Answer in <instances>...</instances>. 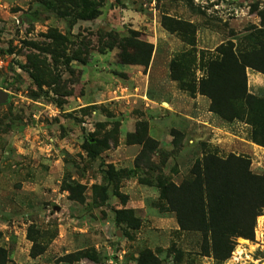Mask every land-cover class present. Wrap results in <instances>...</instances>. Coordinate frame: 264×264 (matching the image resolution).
<instances>
[{"label": "rangeland", "instance_id": "374dc122", "mask_svg": "<svg viewBox=\"0 0 264 264\" xmlns=\"http://www.w3.org/2000/svg\"><path fill=\"white\" fill-rule=\"evenodd\" d=\"M99 9L101 12L95 19L73 21L71 17L63 18L46 11L34 0L0 1V55L5 57L7 64L0 71V88L9 93L8 101L0 104V247L6 251L5 264L135 262L139 251L147 248V243L142 240L134 246L138 233H145V229L141 230L143 220L149 216L160 217L164 211L159 209L155 199L147 200L145 208H133L141 219L138 228L115 223L114 211L129 207L128 200L138 196L135 189L130 188L132 174L141 171L137 183L143 186L147 185L141 181L145 173L152 176L149 181L157 175L135 166L116 169L112 162H107L120 142L122 116L133 115L138 118L134 123L144 121L148 128L151 124L149 134L152 137L165 132L173 139L172 129L183 133L180 139L177 138L179 144L174 145L171 140L170 146H165L159 142L154 154L158 166L162 159H167L163 173L172 179V174L179 171L178 166L181 167L182 172L173 179L179 183L188 174L196 150L201 149L202 144L205 149H208L206 145L212 147L209 143L212 130L183 115V111L206 108L209 99L179 89L177 82L169 77V62L174 55L193 47L195 77H201L204 71L202 62L216 54L215 48L220 43L229 39L239 47L241 38L253 26H260L258 13L264 9V0H100ZM163 16L191 23L194 33L188 38L193 39L192 42H184L177 32L163 26ZM50 29L66 35V40L58 42L63 44L58 54L77 52L75 54L87 59V63L81 65L73 60L69 64L72 65L67 66L54 62L50 54L43 51L50 41L47 38ZM130 30L138 31L142 39L153 44L154 70L143 90L156 98L155 107L152 103L145 106L135 95L125 103L121 99L126 97V92L124 95L114 93L120 82L129 87L132 82L127 80L129 74L119 62L118 49H101L104 42L109 41L101 34L110 32L121 38L129 35ZM29 58L44 60L43 66L41 62L39 65L49 70L50 76L44 78L50 87L47 83L38 87L39 76H30V72L21 67L26 66L35 72ZM139 69L145 72L148 68ZM54 88L59 94H55ZM71 91L72 94L64 100L60 96ZM142 91L138 88L132 92ZM168 97L173 100L175 110L157 111L158 108H167L160 101ZM157 112L162 114L155 119ZM115 121L119 124L116 143H109L108 149L95 158L90 157L83 148L86 137L90 133L102 137ZM47 136L57 141L52 140L51 145L42 147L49 141ZM34 138L36 142L29 146L30 153L19 151L27 149L23 142L28 143ZM190 139L194 140L193 143L189 142ZM228 148L227 144L222 146L220 154L224 155ZM244 155L250 159L251 170L264 176V154L258 157ZM108 165L122 171L121 177L108 184L105 200L93 198L91 186L105 183L103 171ZM166 169L170 171L166 173ZM71 181L85 186L83 201L69 198L68 190L63 187ZM255 229L253 240L232 238L235 243L232 252H243L242 259L235 262L229 257L221 264L264 262V209L256 218ZM28 232L45 247L34 257L30 255L32 242L27 238ZM153 232L158 237L171 239L167 248L157 247L162 264L176 261L177 264H215L214 260L210 262L199 254L200 233L188 232L189 236L186 233V237L180 240L168 227L166 230L153 227ZM177 250L182 251V257L177 258ZM83 251L90 256L76 255Z\"/></svg>", "mask_w": 264, "mask_h": 264}, {"label": "trees", "instance_id": "16d2710c", "mask_svg": "<svg viewBox=\"0 0 264 264\" xmlns=\"http://www.w3.org/2000/svg\"><path fill=\"white\" fill-rule=\"evenodd\" d=\"M46 11L53 12L59 17H71L75 20H92L100 14V0H34ZM260 26H253L239 42V47L232 40L220 43L216 54L202 62L204 68L201 77L196 78L194 72L195 51L191 47L173 56L168 70L171 80L177 82L179 89L186 90L192 96L200 94L209 99V111L217 114L225 121L238 120L251 126L252 142L264 147V96L255 95L248 90L247 68L264 74V9L259 13ZM162 24L171 32L175 31L184 42H192L194 27L191 23L169 16L162 17ZM48 36V37H47ZM46 37L50 40L46 50L54 62L67 66L73 60L81 65L87 59L78 54H58L63 49L66 35L57 31H49ZM101 37L109 39L104 42L102 50L117 48L119 62L124 65H141L145 69L149 66L153 44L140 37L138 31H129V35L118 38L114 33H102ZM51 38V39H50ZM193 38V37H192ZM44 48V47H43ZM34 58V57H33ZM29 58L35 69L33 73L28 67L30 76L38 78V87L49 86L44 78L50 76L46 68L39 62L44 60ZM65 65V66H66ZM72 65V64H71ZM69 65V66H71ZM27 68V69H26ZM75 72V71H74ZM50 87V86H49ZM51 91V90H50ZM55 94L58 89L54 88ZM47 92V91H45ZM49 92V91H48ZM47 92V93H48ZM71 92L63 95V100ZM62 103V102H61ZM60 104V103H59ZM62 105V104H60ZM118 122L106 131L102 137L90 133L86 137L83 148L90 157H97L109 148V143H116ZM172 143L179 144L178 139L183 133L177 129L171 130ZM178 138V139H177ZM126 144H140L141 149L134 159L135 168H143L157 175L149 181L145 173L141 181L147 185H154L158 189L157 205L160 210L174 214L180 231L200 233L199 254L210 256L215 264H221L229 259L234 248L232 238H254L257 216L264 209V176L250 168V159L232 152L221 155L217 148L205 149L202 144L201 155L196 157L188 174L179 182L163 173L167 159L160 161V166L154 161V154L159 148V141L149 134L146 122L137 121L134 131L125 135ZM104 184L91 186L93 198L106 199L108 184L121 177V172L108 165L104 171ZM114 179V180H113ZM154 183V184H153ZM69 198L83 201L85 186L71 181L64 185ZM115 223L136 229L141 225V219L135 215L133 208L121 207L114 211ZM30 232V231H29ZM27 238L32 242L30 255L36 256L43 252L41 246L30 233ZM177 258L182 257V251H176ZM78 257L90 256L87 251L77 252ZM6 251L0 247V264L6 263ZM68 258H71L68 255ZM178 261L174 262L177 264ZM135 264H162L160 257L150 248L139 251Z\"/></svg>", "mask_w": 264, "mask_h": 264}, {"label": "crops", "instance_id": "0c3cea01", "mask_svg": "<svg viewBox=\"0 0 264 264\" xmlns=\"http://www.w3.org/2000/svg\"><path fill=\"white\" fill-rule=\"evenodd\" d=\"M124 67H125L124 69L125 72L127 71V73L129 74L127 80H129V82L131 81L132 85L130 86L131 87L130 88L129 86H127V83L126 84H120L121 82L119 83V86L123 85L127 87V91H126L127 95L125 94L126 97H122L123 99L121 100H123L125 103H128L130 101V98L135 95L140 99V103L144 104L141 97L145 96L149 100V104L152 103V105L154 104L153 106L155 107V104H157L156 98L149 96L146 90H143L144 88H146L145 87L146 82L148 83L149 79L152 76L153 70H154V68H152V59L150 61L149 66L147 67L148 69L146 68L147 71L145 72L140 71L139 67H142L143 70H146L141 65H124ZM85 73L87 72L85 71ZM165 78H166V72H165ZM247 85H248L249 92L255 95H258V96H264V74L258 71H255L253 69L247 68ZM112 88L113 86L109 88L110 92ZM138 88H140V91L142 90L143 91L141 93L132 92V91H137ZM131 89L132 91L130 92ZM114 98L116 97L114 96ZM160 103H165L167 105V108L166 109L158 108L157 111L159 110L174 111L175 110V105L171 97L161 100ZM207 104H208L207 105L208 107L209 102ZM153 106L152 108H154ZM207 107L198 108L195 111H192V109L186 112L183 111V115L187 116L188 118H190L197 124L201 123L207 126L210 131L211 130L213 131V133L211 131V134H210L211 137H210L209 143L212 146L210 148L212 149L217 148L218 152L220 153L222 146H225L227 144L229 145V148H228V151L225 152V154L232 152V153L241 154V155L246 154L252 157H258L264 154V147L252 142L251 140V126L250 125L244 122L238 121V120H234L231 122L225 121L221 119L217 114L209 111ZM157 113L158 114L155 116L156 117L155 119H158L159 116L162 114L159 112ZM135 119H138V118H135L133 117V115H129V114H126V116L124 115L122 116V119H121L122 124L120 127V142H119V145L114 148L115 152H114V155H112L111 157L112 159H110V161H107V162H112L114 166H116V169L119 167L134 168V159L136 155L138 154V152L140 151L141 145L140 144H125L124 139H125V135L127 132L133 131L134 129L133 124H135L134 123ZM139 119H142V118H139ZM146 119H149V116H147ZM150 131H151V124H149V133L151 134ZM35 138L33 140H29L28 143L23 142V144L26 145L27 149L23 148V149H20L19 151L23 153L24 152L30 153L31 150L29 149V146L35 145L33 143V142H36ZM153 138H155L156 140L161 142L162 145H165V146H170L171 140H172L171 136L165 132L163 133V135H160L158 137H153ZM46 140H49V141L46 142L45 145H42V147L43 146L48 147L50 142H53L54 140L57 141L56 139L54 138L52 139V137H48V136L46 137ZM193 141L194 140L192 139L189 140L190 143H193ZM230 146H232V148H230ZM70 149H67V151L70 152ZM196 151L197 153L194 156V160L196 157L201 155L200 153L201 149H198ZM107 154L110 155V152H107ZM170 162L171 160L168 161L167 164L169 165ZM168 169L165 170L166 173L170 171V170L168 171ZM178 169L179 171H177L176 174H172L173 179L177 178L178 174L182 172L180 166H178ZM140 174H141V171L137 170L135 174H132L133 177H131V181H130L131 183L130 188L135 189V193H137L138 196L137 198H134V199L130 198L127 202V206L134 208V209L145 208V201L147 200H153V199H155L156 201L158 200V189L157 188H154L152 185L143 186L137 183V178ZM159 224L161 225V227ZM153 227L154 228L156 227L165 228V230L167 227L171 228L173 232L177 234V237L180 238V240L186 237L185 235L186 233H188V232L179 230L177 220L174 214L171 212L164 211V214L161 215L160 217L149 216L146 218V220H143L141 230L143 231L145 229V233L143 234L138 233V237H137L136 243H134V246H136L142 240L146 242L147 247L153 250L158 256L159 254L157 253V247L159 246L161 248H167L168 243L171 242V239L166 240L164 239V237L162 238V237L156 236L153 232ZM187 236H189V233ZM195 238H198V236H195ZM197 240L198 239H196L195 242H197ZM174 241H178V240H174ZM125 256H128V255L125 254ZM204 258L208 259L210 262H213L212 257L204 256ZM132 264H135V262H132Z\"/></svg>", "mask_w": 264, "mask_h": 264}, {"label": "built area", "instance_id": "2783aa9c", "mask_svg": "<svg viewBox=\"0 0 264 264\" xmlns=\"http://www.w3.org/2000/svg\"><path fill=\"white\" fill-rule=\"evenodd\" d=\"M7 64H6V59H5V57L4 56H2V55H0V71L3 69V68H5V66H6ZM127 91V87L126 86H117L116 88H115V90H114V93L116 94L117 92H120L121 93V95L123 94L124 95V92H126ZM119 97H121V96H119ZM123 97V96H122ZM142 98V100H143V102H144V105L145 106H148L149 105V100L145 97V96H142L141 97ZM255 231H256V229L254 230V233H255ZM242 254H243V252H238L237 250H236V252H232V254H231V258L232 259H234V261L235 262H239L240 261V259H242ZM230 259V258H229Z\"/></svg>", "mask_w": 264, "mask_h": 264}, {"label": "water", "instance_id": "95a60500", "mask_svg": "<svg viewBox=\"0 0 264 264\" xmlns=\"http://www.w3.org/2000/svg\"><path fill=\"white\" fill-rule=\"evenodd\" d=\"M8 99H9V93L6 90L0 88V104L6 103Z\"/></svg>", "mask_w": 264, "mask_h": 264}, {"label": "bare ground", "instance_id": "6f19581e", "mask_svg": "<svg viewBox=\"0 0 264 264\" xmlns=\"http://www.w3.org/2000/svg\"><path fill=\"white\" fill-rule=\"evenodd\" d=\"M241 245H242V244H241ZM238 246H240V245H238ZM262 264H264V262H263Z\"/></svg>", "mask_w": 264, "mask_h": 264}]
</instances>
